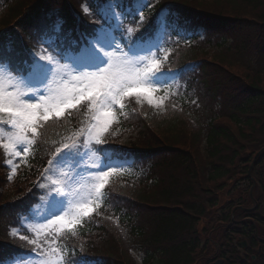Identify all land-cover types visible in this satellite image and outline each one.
Here are the masks:
<instances>
[{
    "label": "trees",
    "instance_id": "obj_1",
    "mask_svg": "<svg viewBox=\"0 0 264 264\" xmlns=\"http://www.w3.org/2000/svg\"><path fill=\"white\" fill-rule=\"evenodd\" d=\"M4 2L6 8L0 14V41L16 39L19 31L29 33L28 24L38 17L42 8L53 3L65 8L72 3L71 0ZM167 19L177 27L199 25L240 42L234 49L220 46L206 50L198 45L173 51L170 62L174 68H181L189 61L195 63L188 81L198 86L203 83L205 96H199L198 104L179 102L180 106L168 111L166 107L161 110L145 102L137 104L133 97L128 99L124 115L111 129L116 135L107 136L108 142L119 144L117 146L129 153H154L153 176L140 181L131 194L122 185L106 188L103 215L125 225L117 230L106 221L98 224L100 217L95 216V222L80 226L76 237L69 234L65 238L68 254L76 260L103 258L101 264H134L127 253L132 248L138 253L141 264H200L196 254L201 245L197 231L201 217L211 208L222 207L223 185L227 188L233 183L230 195L240 185H251L250 164L257 167L264 161V0H181L169 7ZM150 23V27L156 29L157 23L153 20ZM241 43L244 44L243 53L250 47L254 55L257 53L261 58L258 72L244 65L247 61L243 53L239 57ZM137 105L138 113H134L132 109ZM140 114L144 116L142 120ZM222 118L230 121L222 124ZM81 119L82 116L61 127L46 129L40 137V146H34L30 164H44L51 143L57 140L55 137L73 130ZM71 120L75 118L72 116ZM258 151L260 153L255 156ZM1 159L0 152V162ZM158 170L170 172L162 177ZM30 177V171L24 172L0 197L1 202L12 193L20 196L16 202L0 205V250L6 240L3 228L11 223L15 206L23 205L33 193H22ZM224 221L232 223L229 228L224 227L226 232L238 231L243 236L254 227L246 221H231L229 215ZM217 235L220 239H217L212 256L222 257L225 251L230 263L249 264V256H238L233 246L223 250L222 230ZM205 263L211 264V261L202 262Z\"/></svg>",
    "mask_w": 264,
    "mask_h": 264
},
{
    "label": "snow or ice",
    "instance_id": "obj_2",
    "mask_svg": "<svg viewBox=\"0 0 264 264\" xmlns=\"http://www.w3.org/2000/svg\"><path fill=\"white\" fill-rule=\"evenodd\" d=\"M110 2L115 3V0ZM137 3L139 7L152 6L148 0H137ZM143 21L141 12L140 22ZM54 31L58 33L60 26L57 25ZM128 31L131 32V29ZM54 39L46 38V33L39 36L40 43L49 47L53 46ZM93 39L95 43L90 39L78 54L57 48L55 54L59 59L54 63L51 55L37 58L34 54L27 72L12 70L10 62H7L9 74L6 75L5 62L0 56V149L10 157L6 161L10 167L9 181L17 173L16 158L26 162L47 123L68 119L73 111L86 109L81 127L59 142L40 172L36 183L42 189H49L42 198L47 204L43 214L34 216L29 213L19 217L22 221L19 227L10 229L11 237H18L27 245V250L15 258L16 264H78L70 254L65 255V249L58 241L69 234L76 237L77 228L82 226L84 218L94 212L99 215L98 209L110 178L118 172L122 173V165L102 162L81 168L77 163L73 169L75 175L87 172L89 182L72 187V178L67 173L52 175L56 164L66 158L80 156L81 140L85 147H89L93 142L95 145L106 143L107 135L115 136L112 126L119 123V117L124 115L129 98L135 97L137 104L147 101L161 110L167 98V93L165 96L148 94L164 90L161 85L172 78L171 73L162 70L163 61L157 59L155 53L137 54L148 53L154 45L140 47L132 36H128L129 42L125 45L128 51L125 52L120 44H114L119 37L111 35L108 38L103 28ZM113 47L114 51H106ZM167 55L165 53V59ZM60 60L67 63L61 64ZM32 85L41 87L37 89ZM41 90L42 95L35 94ZM80 159L83 157L80 156ZM77 168L79 171H76ZM33 220L43 222L32 223ZM22 230L30 235H18ZM0 264H11V261H0Z\"/></svg>",
    "mask_w": 264,
    "mask_h": 264
},
{
    "label": "rangeland",
    "instance_id": "obj_3",
    "mask_svg": "<svg viewBox=\"0 0 264 264\" xmlns=\"http://www.w3.org/2000/svg\"><path fill=\"white\" fill-rule=\"evenodd\" d=\"M115 3H111L108 2L105 4V6L101 7L100 11L104 12V14H108L109 18H116V20H120L122 19V13H117L115 12V10L113 9ZM129 9L125 10V13L128 12ZM139 11H137L138 13ZM117 13V14H116ZM106 17V16H104ZM159 44L157 43V45L155 47H151L150 51L148 53H142L141 55H151L153 53H155V56L157 59H160L163 61L166 60L165 59V52L166 51V47L164 45L159 47L158 51H155V48L158 46ZM163 52V53H162ZM257 53L254 55L253 58V62L252 63H248L244 62L245 66H248V68L250 70H253L254 68L258 67L259 65L257 64V62L261 61V58H256ZM245 58V56H244ZM55 62V61H54ZM80 71H84L81 70ZM5 74H9L8 71H6L5 69ZM75 74V73H74ZM15 78V77H14ZM51 78V75H50ZM173 82V78L170 79H166L165 82L161 85V88L164 89L162 91H159L157 93H148L150 95H155V96H165V94L169 93L168 89L169 87H167L168 85L170 86V84ZM32 87H35L37 89H39L41 86H37V85H32ZM144 91V90H141ZM36 95H42L43 91H39L37 93H35ZM91 163L93 165H99V162H96L95 160L91 159ZM113 165V164H112ZM258 173L260 174L262 169H264V162L263 164H261L258 167ZM102 170H106V169H102ZM130 170V169H128ZM76 171H79V169L77 168ZM158 174L162 177L166 176L167 174H169V170H158L157 171ZM87 175V176H86ZM81 179L83 180L81 184L84 183H88L89 182V176L87 172H83L81 175ZM233 184H230L226 191H223L221 194V199H222V208L218 207V208H211L208 210L207 214L205 216L201 217V221L198 225L197 231L198 234L200 235L201 238V245L199 250L197 251L196 257L199 258L200 260V264H202L203 261L209 259L213 253H215L216 251V245H217V238L218 237V233H220L221 230H223L222 225H221V219L224 218V214H226L228 211L227 205L231 202H233L234 204L236 203L237 199L235 197H238L239 201L234 205L236 206L234 208V212L235 215H238L239 213H244L247 210H254L257 207L260 208L261 210L264 211V195L262 193V187H255L251 190V194L252 196L249 195L250 192V185H240L239 188L237 189V191L233 194H229L227 193L228 191H230V188ZM230 198H234L231 200H228ZM255 203H257L255 205ZM255 205V207H254ZM238 206H241V208H238ZM232 208V207H231ZM231 210V209H230ZM222 213V216H220V214ZM262 229H260L261 231H264V222L262 224ZM215 236V237H214Z\"/></svg>",
    "mask_w": 264,
    "mask_h": 264
}]
</instances>
